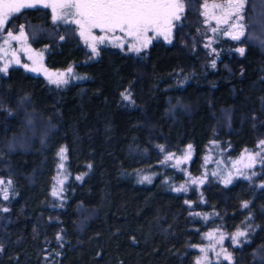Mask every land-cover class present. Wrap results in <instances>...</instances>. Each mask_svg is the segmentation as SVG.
<instances>
[{"label":"trees","instance_id":"trees-1","mask_svg":"<svg viewBox=\"0 0 264 264\" xmlns=\"http://www.w3.org/2000/svg\"><path fill=\"white\" fill-rule=\"evenodd\" d=\"M204 1L184 0L168 40L139 53L102 45L93 55L74 23L44 7L6 24L3 33L24 25L44 64L75 78L58 86L19 65L0 73V264H194L207 229L242 225L248 240L213 264H264V187L237 179L189 205L162 164L191 145L197 166L212 139L233 155L264 140V34L250 21L240 41L208 52ZM61 149L68 176L50 204Z\"/></svg>","mask_w":264,"mask_h":264},{"label":"rangeland","instance_id":"rangeland-1","mask_svg":"<svg viewBox=\"0 0 264 264\" xmlns=\"http://www.w3.org/2000/svg\"><path fill=\"white\" fill-rule=\"evenodd\" d=\"M48 2L53 3L58 2V0H48ZM257 2H259L258 6H256ZM205 3L208 5L207 8L203 7ZM227 3L228 0H206L201 5V10L204 17L203 33L205 34L203 45L210 53L218 52L219 49L215 47L216 43L224 39L231 40V36L225 34L229 30L230 25L224 24L222 19L226 9L212 7L213 4L226 6ZM37 7L43 6L37 5ZM254 7L257 9H254ZM246 8L247 24L248 22L250 23V21L253 24H256L257 17L262 10L260 0H250ZM47 9L50 11L53 17L52 8L49 7ZM75 11V8H57L56 14L64 15L65 13H75ZM70 19H79V17L71 15ZM218 20H220L219 24L217 23ZM243 23H245V21H243ZM75 25L77 26L78 32L80 33L79 26L77 24ZM214 28H217L218 30L214 32L212 30ZM254 30L257 32V35L264 34V30H262L258 24H256L254 27ZM13 33L14 35H19V32ZM170 35L165 38L164 35H158L155 32L149 31L146 36V39L150 41L147 44V47H149L151 42L155 39L160 38L168 40ZM93 36L97 38L105 37L103 43H96L95 46L97 51L102 45L116 46L127 51H130L129 47L131 45L140 47V51L147 48L143 47L140 42H137L132 37L126 36L124 33L119 31H116L115 33L102 32L98 28H93L91 29L90 35L86 32L85 37L80 36L82 44L89 50H91L89 44L94 43L92 40ZM262 37L263 38H260L264 39V35H262ZM29 56H32L33 59H29ZM34 60L35 63L33 62ZM17 61L19 62L17 63ZM5 65L8 67L11 65H19L25 70L34 67L37 69V71H27L41 74L48 81H50L49 77H51V80H56L60 73H64L63 79L66 80L67 83L75 78L73 68L71 67L58 69L47 67L44 64V52L31 47L25 32L24 37L20 39H9L7 37V32H0V66L4 67ZM69 69H71V71H69ZM260 141L261 140L257 141L253 146L245 147L238 154L233 155L229 153L228 145L220 144L215 139H212L208 143L205 152L197 166H193V150H189L188 147L181 154L167 152L162 159V164L169 166L170 169H173V172L176 176H178V178L176 179L177 181H170L168 178L166 181L175 191L183 187V190L180 191L186 195L188 204L195 206H200L205 202V194L212 187H222L223 185L231 184L237 179L249 180L245 179V177H250L251 180L257 182V186L261 187V185H264V178H262L261 175H264V163L261 162V156H264V145H260ZM63 150L64 151L62 155L61 150L58 151L57 154L56 172L53 176L51 184L50 204H55L56 201L61 198L64 182L68 176L66 151L65 149ZM256 153H261V156H257ZM169 154H172V158L166 160V156ZM252 157L255 159H251ZM177 159H180L183 162L177 164ZM248 165L251 166L249 167ZM154 172L155 171L145 172L142 176H148L150 179H152L154 177ZM253 173H256V175H252ZM229 179H231V183H226V181ZM193 181L196 182L193 183ZM7 187L8 184H5L4 188L6 189ZM54 192L56 193L55 195H53ZM198 216L203 221H207L212 218V215L207 213L198 214ZM238 231H244L246 235L237 237V240L233 241L231 237L234 236ZM247 231V227L243 225L237 226V228L234 230L228 231L217 226L210 227L203 234V242L196 246L197 254L194 264H198V262L199 264H213L221 261H229L224 258L226 255L232 258L228 244L237 246L246 242L248 240ZM201 249H204V251H201Z\"/></svg>","mask_w":264,"mask_h":264},{"label":"snow or ice","instance_id":"snow-or-ice-1","mask_svg":"<svg viewBox=\"0 0 264 264\" xmlns=\"http://www.w3.org/2000/svg\"><path fill=\"white\" fill-rule=\"evenodd\" d=\"M250 0H228L227 5L213 4V8H225V14L223 16V23L230 25L229 30L225 33L231 36L232 40L240 41L242 37L246 36V29L250 26L243 23L246 19V7ZM261 12L257 17L256 24H258L262 30H264V0H260ZM37 5H42L44 8H52L53 21L64 20L66 23L77 24L80 28V36L85 37L87 32L91 34V29L98 28L102 32L115 33L119 31L124 33L126 36L132 37L137 42H140L143 47H147L150 42L146 39L147 33L149 31L155 32L158 35H164L167 38L171 33V29L176 25L174 21L181 20V13L184 11L185 3L184 0H58V2L49 3L48 0H0V32L4 31L6 24L14 17V15L21 13L24 9L35 8ZM203 7L207 8L208 5L205 3ZM57 8L70 9L75 8V13H65L64 15H57ZM67 15H74L79 17V19L67 20L65 17ZM220 23V20L217 21ZM256 24L252 26H256ZM214 32L217 28L212 29ZM7 37L9 39H20L24 37V25L19 26V35H14L12 29L7 30ZM63 39V37H61ZM105 37H92L94 43L89 44L93 55H98L96 43H103ZM130 51L140 52V47L131 45L129 47ZM236 51L244 54L245 49L237 48ZM33 59L32 56L28 57ZM19 61H17L18 63ZM35 63V60L33 61ZM215 66V61H213V67ZM27 67V66H25ZM29 71H37L36 68H29ZM8 66L0 67V73L7 74ZM71 71V69H69ZM64 73H60L56 80H51L50 82L56 83L58 86L61 84H66L67 81L63 79ZM83 79V77H79ZM124 99H129L128 95H124ZM260 145H264V140L260 141ZM259 146V145H258ZM189 150L191 145L188 146ZM61 149V155L63 153ZM161 151H164L163 146H161ZM257 156H261V153H256ZM172 154L166 156L167 159H171ZM251 159H255L252 157ZM183 161L177 159V164ZM261 162L264 163V156H261ZM249 167L251 165H248ZM91 167V165H89ZM252 175H256L253 173ZM80 179V177H77ZM245 179H250V177H245ZM148 181L150 178L144 176L140 182ZM3 181H0L2 183ZM196 181H193L195 183ZM202 182V181H201ZM9 183H11L9 181ZM226 183H231V179L226 181ZM264 187V185H261ZM183 190L177 189V191ZM56 193L54 192L53 195ZM7 198V197H5ZM188 203V201H186ZM244 208L248 207L247 203L242 205ZM244 231H238L234 236L231 237L233 241L237 240V237L245 236ZM59 240L60 237L57 236ZM204 251V249H201ZM226 260H231V257L226 255L224 257ZM199 264V262H198Z\"/></svg>","mask_w":264,"mask_h":264}]
</instances>
